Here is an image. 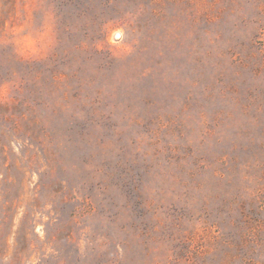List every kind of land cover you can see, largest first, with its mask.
Masks as SVG:
<instances>
[{
    "label": "rangeland",
    "instance_id": "374dc122",
    "mask_svg": "<svg viewBox=\"0 0 264 264\" xmlns=\"http://www.w3.org/2000/svg\"><path fill=\"white\" fill-rule=\"evenodd\" d=\"M0 264H264V0H0Z\"/></svg>",
    "mask_w": 264,
    "mask_h": 264
},
{
    "label": "bare ground",
    "instance_id": "6f19581e",
    "mask_svg": "<svg viewBox=\"0 0 264 264\" xmlns=\"http://www.w3.org/2000/svg\"><path fill=\"white\" fill-rule=\"evenodd\" d=\"M116 39H118L120 37V32H116L115 36Z\"/></svg>",
    "mask_w": 264,
    "mask_h": 264
}]
</instances>
